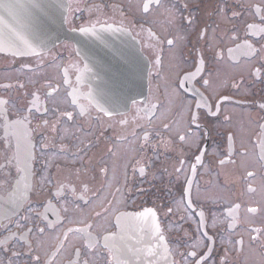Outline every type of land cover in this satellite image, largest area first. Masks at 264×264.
Returning a JSON list of instances; mask_svg holds the SVG:
<instances>
[{"label":"flooded vegetation","instance_id":"af4514ba","mask_svg":"<svg viewBox=\"0 0 264 264\" xmlns=\"http://www.w3.org/2000/svg\"><path fill=\"white\" fill-rule=\"evenodd\" d=\"M67 4L69 30L132 36L146 94L101 109L104 65L65 39L0 53V264H135L126 212L165 264H264V0Z\"/></svg>","mask_w":264,"mask_h":264},{"label":"water","instance_id":"95a60500","mask_svg":"<svg viewBox=\"0 0 264 264\" xmlns=\"http://www.w3.org/2000/svg\"><path fill=\"white\" fill-rule=\"evenodd\" d=\"M67 7V0H0V53L31 56L62 39L73 41L77 49H87L89 61L104 65L97 70L93 85L94 102L99 107L120 111L131 100L142 98L147 65L131 35L113 26L87 32L68 30ZM87 34L88 40L80 41ZM132 83L134 88L127 85ZM155 233L156 223L148 214L125 213L112 241L122 242L125 255L135 264H159L162 259L161 264H165L167 247L155 248Z\"/></svg>","mask_w":264,"mask_h":264},{"label":"snow or ice","instance_id":"6c2138e0","mask_svg":"<svg viewBox=\"0 0 264 264\" xmlns=\"http://www.w3.org/2000/svg\"><path fill=\"white\" fill-rule=\"evenodd\" d=\"M81 31H88V30L87 29H81ZM169 43H171V41H169ZM181 139H183V137ZM197 159H199V157H197ZM221 163H223V162H221ZM249 175H251V173ZM148 211H151V210H148ZM250 211H255V209H250ZM157 230H158V228H157ZM160 239L162 240L163 239V236H161Z\"/></svg>","mask_w":264,"mask_h":264},{"label":"rangeland","instance_id":"374dc122","mask_svg":"<svg viewBox=\"0 0 264 264\" xmlns=\"http://www.w3.org/2000/svg\"><path fill=\"white\" fill-rule=\"evenodd\" d=\"M129 161V158L128 159H126V162H125V164H127V162ZM223 197H224V195H223Z\"/></svg>","mask_w":264,"mask_h":264}]
</instances>
